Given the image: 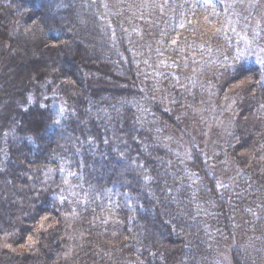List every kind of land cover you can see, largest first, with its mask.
I'll list each match as a JSON object with an SVG mask.
<instances>
[{
  "label": "trees",
  "instance_id": "1",
  "mask_svg": "<svg viewBox=\"0 0 264 264\" xmlns=\"http://www.w3.org/2000/svg\"><path fill=\"white\" fill-rule=\"evenodd\" d=\"M0 264H264V1L0 0Z\"/></svg>",
  "mask_w": 264,
  "mask_h": 264
},
{
  "label": "rangeland",
  "instance_id": "2",
  "mask_svg": "<svg viewBox=\"0 0 264 264\" xmlns=\"http://www.w3.org/2000/svg\"><path fill=\"white\" fill-rule=\"evenodd\" d=\"M264 1V0H263ZM58 6V5H57ZM206 14L205 12H199L198 17H196L198 23L203 27L206 25ZM4 40L6 38H3ZM13 44L12 40H10V45ZM84 47V46H83ZM87 51L90 52V47L85 46ZM33 51L27 52V53H22L21 54V60L23 63L29 62L31 59H35L40 62V52L36 49L34 53ZM38 53V55H35V53ZM39 57V58H38ZM35 64V63H33ZM39 64V63H37ZM14 77V71L10 70L8 74V78H13ZM186 114L185 111L182 109L180 111V114ZM186 116V117H185ZM183 116L181 120V126L189 139V142H192L191 144H195L196 146H200L202 149H207L209 146L213 144L214 136H213V130L210 126L205 125V127H201V121H198V119H194L195 116H188L187 114ZM182 117V116H181ZM174 138L176 147L181 150L183 153H188L189 148H188V139L186 137L181 136V134L177 132H172V137ZM209 152V150H207ZM186 158V157H185Z\"/></svg>",
  "mask_w": 264,
  "mask_h": 264
},
{
  "label": "snow or ice",
  "instance_id": "3",
  "mask_svg": "<svg viewBox=\"0 0 264 264\" xmlns=\"http://www.w3.org/2000/svg\"><path fill=\"white\" fill-rule=\"evenodd\" d=\"M239 55V54H238Z\"/></svg>",
  "mask_w": 264,
  "mask_h": 264
}]
</instances>
